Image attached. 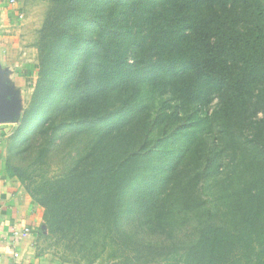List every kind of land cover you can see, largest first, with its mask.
Masks as SVG:
<instances>
[{
  "label": "trees",
  "instance_id": "16d2710c",
  "mask_svg": "<svg viewBox=\"0 0 264 264\" xmlns=\"http://www.w3.org/2000/svg\"><path fill=\"white\" fill-rule=\"evenodd\" d=\"M36 47L6 164L62 261L264 264V0H48Z\"/></svg>",
  "mask_w": 264,
  "mask_h": 264
},
{
  "label": "crops",
  "instance_id": "0c3cea01",
  "mask_svg": "<svg viewBox=\"0 0 264 264\" xmlns=\"http://www.w3.org/2000/svg\"><path fill=\"white\" fill-rule=\"evenodd\" d=\"M48 0H0V264H55L41 248L45 209L7 170V142L38 79Z\"/></svg>",
  "mask_w": 264,
  "mask_h": 264
},
{
  "label": "rangeland",
  "instance_id": "374dc122",
  "mask_svg": "<svg viewBox=\"0 0 264 264\" xmlns=\"http://www.w3.org/2000/svg\"><path fill=\"white\" fill-rule=\"evenodd\" d=\"M197 223H198L197 218L192 214L184 217L183 220L179 222V230L177 233L178 239L186 244L191 243V241L194 240L196 237L195 233H196ZM43 234L44 235L40 236V244L43 252L47 254L55 264H73L62 261L61 256L57 253L58 250L56 246L53 244V242L46 239L45 235H47V230L45 228V224H44ZM97 264H101V263H97ZM103 264H107V263L104 262Z\"/></svg>",
  "mask_w": 264,
  "mask_h": 264
}]
</instances>
